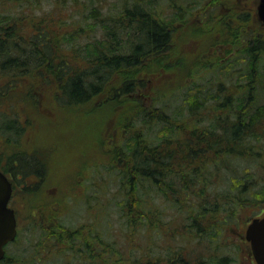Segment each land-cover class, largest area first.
Segmentation results:
<instances>
[{"label":"rangeland","instance_id":"1","mask_svg":"<svg viewBox=\"0 0 264 264\" xmlns=\"http://www.w3.org/2000/svg\"><path fill=\"white\" fill-rule=\"evenodd\" d=\"M55 1L42 0L37 7L24 12L22 17L28 18L25 20L26 24L21 27L25 35L32 32L31 24H35L41 17L50 16L57 5L63 8L69 22L76 20L77 24L78 19L73 20L71 17L78 16L84 6L72 14L75 0H59L57 5L51 7ZM257 2L258 0L156 2L159 3L160 9H163L164 16L168 18L175 10H179L182 21L174 22L173 41L169 50L165 51L166 57L162 60L148 59L142 73L132 74L134 90L117 99L110 98L103 102L109 96L105 94L104 99L100 98L102 102H99V105L94 101L67 108L53 103L54 90L48 97L51 88L37 87L38 102L35 106L30 105L25 109L23 114L25 120L20 121L24 123L25 128L22 129L19 144H15L17 148L35 152L45 166L44 176L31 187L37 188L38 194L32 196L34 199H41L37 197L40 195L50 200L57 198L60 202L53 205L58 214L54 220L64 226L74 228L85 224V227L93 229L92 221L89 220L99 217L102 220V231L106 228L107 231L102 234H38L42 231L44 233L45 227L37 228L35 218L29 216L25 210L20 215V222L25 221L23 213L29 216V220L20 230L31 234H18L15 241L7 243L4 246L5 258L0 264H110L117 259L125 260L136 254H141L139 255L141 257L148 252L153 255L160 254L163 258L165 252V255L171 258L175 248L186 240L183 237H176L175 234L185 229L182 224L187 220L186 217L192 218L195 212V203L191 199L184 202V195L187 194L181 187L183 179L191 181L193 176L183 178L181 175L171 174L164 176L158 186L153 185V182L149 183L152 188L149 197L152 204H156L152 210L156 212L159 208L161 214L156 220L149 214L151 219H144L146 228L139 231L137 229L139 224L125 216L133 215L132 207H135L136 203L132 201L129 207L120 201L122 197L118 188L127 187L125 184L129 186L132 182L136 186V191H123V195L125 197L128 194L127 197L131 199L140 198L143 196L144 187L142 177L137 174H129L130 177H127L124 171L122 172L124 175H119L103 165L106 163L108 168L111 165L119 168L125 166V161H118L112 157V151L117 148L126 151L129 138H134V141L130 142L131 147L135 139L143 138L151 145H167L170 147L168 149L180 148L177 144L180 138L177 137H192L186 135L191 133L193 125L197 123L193 122L197 116L200 120L198 124L201 125L209 117L213 118L217 112L214 109V101L204 98H210L211 94L220 97L223 92L236 93V90L249 82L255 84L254 79L248 80L249 70L242 68L246 62L245 31L247 35L258 32L264 35V24L257 16ZM102 5L103 15L108 18L120 13L117 0H103ZM3 11L5 12V8H2L0 3V13ZM241 14L242 16L247 14L248 20L239 22L238 17ZM103 33L100 25L94 26L88 33L86 32L89 36L80 39L79 42L83 44L88 40L101 38ZM143 66L144 64H141L136 68ZM117 78L115 77L114 81L116 86H119L121 81ZM9 83L10 79L2 78L0 87ZM191 93L195 94L199 101L204 99L202 105L192 108V113L188 111L193 97ZM211 105L213 109L207 111ZM16 107L18 109L19 106ZM27 119L30 121H26ZM170 125L173 127L171 132L168 130ZM197 129L195 127L194 131ZM179 156L172 159L177 166L181 163ZM75 179H78V182L72 185ZM215 179L213 173L209 178H204L205 181L212 182ZM19 181L21 180L17 179L18 183ZM93 183L98 184L97 188H101V193L96 196L97 200L94 199L90 185ZM86 184L89 185L87 191ZM159 186L160 192L157 191ZM198 187L199 185L195 186L197 193L200 192ZM208 187L210 191L208 189L204 191L213 194V183ZM72 198H75V201L70 200ZM16 199L24 198L16 196ZM211 203L209 202L210 205ZM41 208L36 209L43 215L45 222L54 221L48 218L49 214H46L48 209ZM251 208L252 206H238L239 211L234 218L223 224L219 223L218 219L214 220L212 212H207L208 217L202 220L207 223L206 230L214 233L211 234V240L220 244L223 252L234 258L232 264L254 262L249 242L245 239V229L253 217L264 214V202L257 205L253 212L250 211ZM92 214L93 217L88 216ZM200 216L196 218L202 219ZM168 219L171 221L170 224H166ZM155 221H158L161 233H156ZM200 229L203 227L200 226ZM176 230L179 231L176 233ZM92 253L99 255L96 256L97 261L94 260Z\"/></svg>","mask_w":264,"mask_h":264},{"label":"trees","instance_id":"2","mask_svg":"<svg viewBox=\"0 0 264 264\" xmlns=\"http://www.w3.org/2000/svg\"><path fill=\"white\" fill-rule=\"evenodd\" d=\"M41 1L0 0L1 7L5 8V12L0 13V82L2 78L10 79L9 84L0 87V169L7 175L10 174L15 184L22 182L24 187L21 190L19 187L15 188L14 192L29 201L34 199L33 194H38L37 188L31 187L44 176L45 166L35 152L17 148L15 144H19L22 129L25 128L24 123H20L22 119L25 120V109L38 102L37 87L51 88L48 97L54 90L53 103L67 108L94 101L99 105L105 94L109 96L103 102L128 94L135 87L132 74L142 73L148 59L162 60L166 57L165 51L169 50L173 41L174 22L182 21L179 10H175L170 18L164 16L163 9L156 3L159 0H117L120 13L110 18L103 15V0H75V6L72 3V14L84 6L78 16L71 17L73 20L78 19L76 24V20L68 21L63 8L57 5L59 0H56L51 6L57 5L51 15L36 20L35 24H31L32 32L25 35L21 27L28 18L22 16L25 11L37 7ZM172 1L176 3V0ZM246 16L247 14H241L238 21L243 23L241 20H248ZM98 25L104 30L101 38L88 40L83 44L79 42L89 36L86 32ZM245 38L246 62L242 69L249 70L248 80L254 79L255 84L249 82L236 90V93L223 92L220 97L211 94L210 98H204L214 101L217 112L201 125L198 124L200 120L197 116L193 120L197 123L193 125L191 133L186 135L192 137H177L180 138L177 143L180 148L172 146L174 149H168L170 147L167 145H151L143 138L135 139V146L131 147L130 142L134 138H129L126 151L119 148L112 151V157L125 161V166L119 168L111 165L108 168L106 163L103 165L119 175H124V171L127 177H130L129 174L142 177L144 187L140 198L131 199L127 197L128 194L124 197L123 191H136L132 182L129 186L125 184L128 188H118L122 197L120 201L129 207L132 201L136 203L132 207L134 218L130 214L125 216L139 224V231L146 228L144 219L150 218L149 214L154 220L161 214L159 208L156 212L152 210L156 204H152L149 197L152 189L150 182L158 186L166 175L177 174L183 178L193 176L191 181L183 179L181 187L187 194L184 195V202L191 199L195 203L192 218L187 216L185 222L188 223L182 224L185 229L175 234L176 237L185 238V243L175 248L170 259L165 252V258L148 252L141 257V254H136L125 257V260L117 259L110 264L234 262L232 256L223 252L220 244L211 240V234L214 233L206 230L207 223L202 220L208 217L207 212H212L214 220L218 219L223 224L234 218L239 211L238 206H252L254 210L251 208L250 211L253 212L257 205L264 202V35L261 32L247 35L245 31ZM141 64L144 66L137 69ZM121 75H124L123 78ZM115 77L121 81L119 86L115 84ZM191 96L192 102L188 109L190 113L192 108L202 105L204 100L199 101L192 93ZM16 106H19L18 109ZM212 109L211 105L207 111ZM195 127L198 128L196 131ZM168 130L171 132L173 127L170 125ZM178 155L181 163L177 166L172 159ZM211 173L216 179L213 182L205 181L204 178H209ZM17 179L21 181L18 183ZM212 183L215 193L205 192L207 189L210 191L208 186ZM90 185L94 199L97 200L96 196L101 193V188L96 187L98 184ZM196 185H199V193L195 192ZM160 186L157 188L158 192L161 191ZM85 188L88 190L89 185L86 184ZM37 197L46 200L41 195ZM209 202H212L211 205ZM136 214L139 216H135ZM199 216L202 219L196 218ZM157 222L155 221L154 229L159 233L161 229ZM170 223L169 219L166 220V224ZM200 226L203 227L202 230H199ZM102 230L100 223V234L105 233L107 228ZM184 230L187 232L183 233ZM177 231L179 230L176 233ZM92 254L97 261L99 255ZM248 257L250 258L249 255Z\"/></svg>","mask_w":264,"mask_h":264},{"label":"water","instance_id":"3","mask_svg":"<svg viewBox=\"0 0 264 264\" xmlns=\"http://www.w3.org/2000/svg\"><path fill=\"white\" fill-rule=\"evenodd\" d=\"M258 19L264 24V0L256 5ZM12 193V181L0 169V260L4 257V246L16 236V218L7 204ZM252 256L257 264H264V215L253 217L245 229Z\"/></svg>","mask_w":264,"mask_h":264},{"label":"flooded vegetation","instance_id":"4","mask_svg":"<svg viewBox=\"0 0 264 264\" xmlns=\"http://www.w3.org/2000/svg\"><path fill=\"white\" fill-rule=\"evenodd\" d=\"M8 175H9V177H11L10 174H8ZM18 187H19V190H21L24 187V185L23 184L18 185L12 181V193H11L10 199L8 201V204H7L10 208L13 209L14 215L16 218V233H15L16 236H15V239L13 241L16 240L18 234H31L29 232H23L20 230L21 226L28 223L29 216L35 218V223L37 225V228L43 227V226L45 227L46 231L44 233H42L43 232L42 231L38 234H100L101 219H99V217L98 218L94 217L93 220H91L89 218L90 219L89 221H92V225H93L92 227H93L94 232H92L91 228L85 227V224L81 225V226L78 225L74 228L69 227V226H64L62 223H58V222H56V220H54V219H56V215H58V214L55 211L56 208L53 207V205L57 204L56 202H60L57 198L52 197L55 199H51V200L46 199L45 201H43L44 199H34V200H30V201L26 200V199H23V200L16 199V196L20 197V198L23 197V196H21V194H16L14 192L15 188H18ZM85 191H87L86 188H85ZM70 200L75 201V198H72ZM22 207H25L28 209H23ZM37 207H42L41 210L48 209L46 211V214L48 213L49 214L48 218H50L51 220H54V221L45 222L43 215L40 212H38V210L36 209ZM25 210L27 211L29 216L26 213H23L22 217H24L25 221L20 222V218H21L20 215ZM43 213H45V211H43ZM88 216L93 217V214L88 215ZM97 223H99V225ZM96 230H97V232H95Z\"/></svg>","mask_w":264,"mask_h":264}]
</instances>
